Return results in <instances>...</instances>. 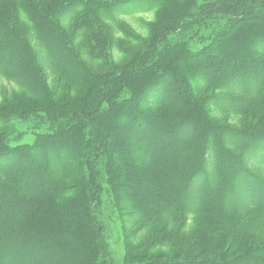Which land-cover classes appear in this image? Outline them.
Instances as JSON below:
<instances>
[{
  "label": "rangeland",
  "instance_id": "374dc122",
  "mask_svg": "<svg viewBox=\"0 0 264 264\" xmlns=\"http://www.w3.org/2000/svg\"><path fill=\"white\" fill-rule=\"evenodd\" d=\"M26 1L30 10L21 0L0 7V147L50 143L58 159L73 150L76 173L62 180L61 186H71L76 174L85 182L69 196L57 201L54 198L42 209L45 212H39L50 235L45 245L49 253L42 264H160L167 259L187 258L183 255H219L228 245L232 248L226 257L233 258L246 242L247 246L263 244L264 238L257 237L264 232L263 210L236 215L231 207H226L229 211L217 205L210 209L218 211L197 217L192 211L173 214L153 225L146 239L136 244L141 232L137 236L135 231L150 219L147 215L143 222L136 223L138 218L127 213L130 208H135L136 216H141L146 206L149 211L156 206L163 209L171 201V192L164 188L168 175L177 173L184 160L191 161V153L198 148L211 156L205 166L207 172L219 168L221 161L215 159L213 143L194 147L196 131L184 134L186 127H178L164 133V139L170 136L169 141L165 139L169 150L159 156L162 163L158 166L165 171L154 178L147 142L124 146L117 139L125 134L126 126L121 123L124 113L138 108L153 113L151 107L159 91L165 93L160 108L163 113H198L194 102L183 108V98L176 99L174 92L181 88L196 91L203 85V78L193 74L172 84L175 88L165 89L164 81L170 78L162 72L169 71L170 62H163L164 57L173 56L178 46L177 53L185 56L203 53L204 57L212 49L223 52L230 47L226 41H235L236 33L249 23L241 21L234 35L226 36L236 21L221 11L225 7L222 0ZM163 32L166 34L160 36ZM240 39L249 44L258 38ZM158 60L162 62L156 63ZM246 66L241 80L244 85L237 78L223 86L212 84L204 99L201 95L195 101L200 106L208 101L205 113L242 130V148L235 152L242 166L264 183V162L253 153L256 139H264V93L255 97L252 91L261 76L245 79L246 72L251 74L255 68ZM140 69L139 81L135 78L128 82L131 72ZM109 79L113 80L107 82ZM238 111L244 114H219ZM92 113H99L96 121L103 126L101 131L96 129ZM126 131L129 136L130 131ZM86 151L92 153V160L83 156ZM123 158L129 161L126 181L116 177ZM55 169L62 171L57 166ZM199 184L191 186V204ZM173 193L177 198V192ZM68 202L75 203L71 206ZM75 221L81 223L84 239L73 241L68 237ZM89 236L90 243L86 241Z\"/></svg>",
  "mask_w": 264,
  "mask_h": 264
},
{
  "label": "trees",
  "instance_id": "16d2710c",
  "mask_svg": "<svg viewBox=\"0 0 264 264\" xmlns=\"http://www.w3.org/2000/svg\"><path fill=\"white\" fill-rule=\"evenodd\" d=\"M9 1L13 0H0V7L9 4ZM21 1H24L27 9L30 10L29 3L26 0ZM222 1L225 7L221 8V11L225 15L233 17L236 21L225 32L226 36L234 35L236 26L241 21L244 20L249 23L246 28L239 30V34L236 33V36H234L235 41H226L230 44V47H227V50L223 52H218L217 49L209 50L203 57V53L187 56L179 55L177 50L180 49V46H178L176 49L174 48L175 53L173 56L168 59L164 57L163 62L167 60L170 62L169 71L162 72L164 70L162 66L160 69V72L164 73L162 76L168 75L170 78L169 81H164V88L167 90L175 88L172 84L177 83L176 81L180 80L181 82L182 78H188L193 74H198L203 78V85L196 91H183L181 88V91L175 89L174 92L176 99L183 98L181 104L183 108L187 106V103L194 102L198 113H163L160 108L165 93L162 95V91H159L156 94L157 100L153 101L151 107L153 113H144L141 108H138L133 110V113H124L122 116L121 123L126 126L125 129H128L130 134L128 136L125 130V134L117 137V139L120 138L119 142H124V146H132L131 142L135 141L140 142V144L147 142L145 146L150 155H146H149L150 165L154 164L153 171L152 169L150 171L154 178L162 171L158 166L162 163L159 161V156L165 154V150H169L165 148V139L169 141L170 136H166L164 139V133L172 132V129L175 130L178 127L181 129L186 127L184 134H187L190 130L196 131L197 136L194 147H202L205 142L213 143L216 148L214 152L215 159L217 162L218 160L221 161V163L219 162V168L213 172H207L205 166L209 160L211 161V156L208 154L209 151L205 155L198 148L191 153L193 155L191 161L184 160L177 169V173L172 171V174L168 175L169 181L164 188L169 191L168 194L171 192V201L163 209H156L158 207L156 206L154 210L149 211V206H146L142 210L141 216H136L133 215L135 208H130L131 211L127 213L131 214L129 215L131 217L138 218L136 223L143 222L144 217L147 218V215L150 219L146 224L142 223L143 225H140L135 231L136 234L141 232L139 236L137 234L136 244H140L146 239L149 230L153 229V225L161 224L163 220H167L176 213L187 214L192 211L194 216L197 217L201 213L210 210L218 211V209H210V207L216 205L223 206L225 210H229L226 207H231L230 209L236 215H241L237 214L238 212L247 215L253 210H263L264 213V183L257 180L250 169L248 170L242 166V159L235 152V149L242 148V140H244L242 139V130L238 131L228 127L220 123L216 115L205 113L204 110L205 106L209 104L208 101L205 100L203 106L198 105V101H195L201 95V99H204L205 92L212 84L223 86L234 82L237 78L240 84L244 85L241 81L242 72L246 70L245 67L248 69L247 64L253 65L255 68L251 74L246 72L245 79L253 80L254 77L261 76L256 80V85H254L256 87L252 92L255 93V97L264 93V0ZM241 17L245 18L241 20ZM7 31L5 29V33ZM165 34L166 32H163L160 36ZM240 38L258 39L255 43L247 44L242 43ZM5 43L11 44L10 42ZM159 62L162 61H156V63ZM141 72V69L131 72L127 81L129 79L128 82H130L135 78L139 81ZM110 80L113 79H109L107 82H110ZM105 93L104 91L101 92L102 95ZM237 105L236 103L235 106ZM238 112L219 114H244L241 111ZM118 114L112 113L114 116ZM179 114L184 115L181 117ZM98 118L99 113H92V120L97 123L95 127L98 131H101L103 126L96 121ZM83 123L86 124L87 121ZM240 134L241 137L236 138ZM115 135L118 136L117 133ZM255 144L253 153L255 152L259 161L264 162V139H256ZM50 147V143L12 149H2L0 147V264H42L49 253L45 245L48 244L50 235L39 212L52 204L54 198L57 201L61 197L69 196L71 191H75L73 189L76 186L85 183L76 174L75 181L72 182L71 186H61L62 180L72 172L76 173L74 163H76L77 157L75 152L69 149L58 159V156H53L55 152ZM52 156L57 158H51ZM83 156L87 158V161L92 160L91 152L86 151ZM128 162L125 158L119 161L120 173L116 174V177L120 179V176H122L124 181L127 180L125 167L126 169L129 168ZM56 166L61 168L62 171H56ZM65 167L66 170L63 171ZM93 178L94 175L92 180ZM195 182L197 184L200 182V186L196 187L198 195L194 197L191 204V186ZM154 183L156 182L154 181ZM173 192H177V198ZM74 203L69 204L73 206ZM192 206L194 207L192 208ZM69 230L68 237L73 241L82 237L84 239V234L81 233V223L75 221ZM257 237H260L259 239L264 238V232H260ZM86 241L92 242V236L87 237ZM247 244L246 242L240 254L233 258L226 257V252L232 248V245H228L225 252L219 255L214 254L204 258H198L195 255H183L187 258L181 261H176L175 258L167 259L160 264H264V243L256 246L252 243L250 246H247ZM40 246L42 247L40 248ZM77 261L74 262L77 263ZM80 264H88V262L82 261Z\"/></svg>",
  "mask_w": 264,
  "mask_h": 264
}]
</instances>
